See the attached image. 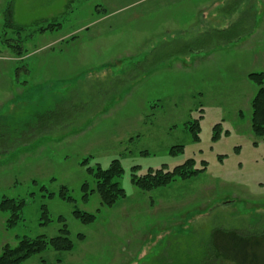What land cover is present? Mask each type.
Returning <instances> with one entry per match:
<instances>
[{
	"label": "rangeland",
	"instance_id": "1",
	"mask_svg": "<svg viewBox=\"0 0 264 264\" xmlns=\"http://www.w3.org/2000/svg\"><path fill=\"white\" fill-rule=\"evenodd\" d=\"M122 1L0 0V85L14 84L8 104L0 87V197L25 202L11 229L0 212V252L24 236L56 237L63 225L73 244L22 264L192 263L217 225L212 204L264 206V137L250 129L256 86L247 77L264 72V1L200 0L198 13L156 26L172 33L140 32L148 11L164 16L167 0L113 11ZM51 21L57 30H39ZM195 121L197 141L188 130ZM174 145L182 152L169 154ZM113 159L125 197L109 207L86 168ZM188 159L204 171L149 191L132 182ZM75 211L96 217L84 223Z\"/></svg>",
	"mask_w": 264,
	"mask_h": 264
},
{
	"label": "trees",
	"instance_id": "2",
	"mask_svg": "<svg viewBox=\"0 0 264 264\" xmlns=\"http://www.w3.org/2000/svg\"><path fill=\"white\" fill-rule=\"evenodd\" d=\"M7 12L13 9L11 5L7 7ZM11 12L5 17L12 18ZM8 27V23L5 24ZM59 23L55 21L48 22L41 27V32H52L59 28ZM5 27V26H4ZM5 30V29H4ZM70 38H74L71 36ZM6 41V40H4ZM20 48V46H16ZM18 56L21 55L17 51ZM248 79L256 86V93L250 101V129L255 137H264V72H252L247 75ZM50 115V114H49ZM189 133L192 140L197 141V131H199L198 123L195 121L189 125ZM182 145H174L168 149L169 154H177L182 152ZM82 165L86 163V159L80 162ZM194 162L188 159L183 164L174 166L172 169H165L161 166L158 169L147 170V173L140 177L134 176L133 184L142 191H149L157 187L166 186L176 180H187L197 176L203 172L205 167L201 169L193 168ZM95 180L96 191L99 193L104 204L113 206L117 200L125 197L124 190L119 187L117 181L123 174V168L119 159L110 161L107 168L102 169L98 164L95 168H86ZM135 166L131 171H135ZM44 190V186L40 187ZM65 190V189H63ZM59 196H65L64 191L59 192ZM24 199H15L0 197V212L5 213V225L8 229L13 228L21 218V209L24 206ZM45 213V206L42 205ZM74 215L84 223L92 222L96 215L75 211ZM68 230L65 225L59 230L56 237L47 239L42 235L34 238L24 236L17 241L14 246L8 244L1 248L0 264H22L29 256L39 253L46 248H52L54 251H68L72 249L73 244L68 238ZM82 237V236H81ZM201 257L193 260L192 263L185 264H215L218 261H229L233 264H264V232L261 234H240L233 230L214 229L206 242L201 252Z\"/></svg>",
	"mask_w": 264,
	"mask_h": 264
},
{
	"label": "crops",
	"instance_id": "3",
	"mask_svg": "<svg viewBox=\"0 0 264 264\" xmlns=\"http://www.w3.org/2000/svg\"><path fill=\"white\" fill-rule=\"evenodd\" d=\"M119 1H122V0H119ZM262 1H264V0H262ZM136 2H139V1L138 0L122 1V4L119 6H115L113 11H122L127 6H129L131 4H135ZM181 2H185V3L182 4ZM165 3H166L165 6H167V7L164 6L166 8V11L164 12V16L158 10L159 8H156V9H153V10L147 12V15H146L147 20L145 21V23H139L140 27L142 28L140 30V32H145V33L164 32L166 25H163L162 26L163 28L161 27L159 29H157L156 26L158 24H160V26H161L163 24V21H164V23L169 22L171 20H173V21L179 20V22H180L181 17L184 18V15L186 13L192 14L193 13L192 10H194L195 14H196V12L198 13L197 8L201 4L200 0H196V3L193 6L191 4L189 5L188 2L186 3V0H167ZM158 6L159 5H156V7H158ZM224 16L228 17V15H224ZM232 17H233V15H232ZM155 19H157V20H155ZM211 20H213L215 22L219 21V20H215L214 18H212ZM226 21H227V23L225 25H228V26L233 25L236 22L235 18L229 19V17L226 18ZM262 23L264 24V20L262 21ZM205 25L209 26V28L212 30L220 29L221 27H223V26H219L217 23H210V20L208 22H206ZM257 26L258 25H257V21H256L255 25L253 26L252 31L254 30V28H257ZM177 31L178 30L174 29V30H167L165 32L172 33V32H177ZM201 32H203V31H201ZM254 33H255V31L253 32V34ZM61 41H64V40H59L57 42L61 43ZM180 48H183V46H180ZM24 70L26 71L27 69H24ZM42 79L43 78L38 79V80L36 79V81H41ZM11 81L12 80L9 78V80L7 79V82L5 84L0 85V87L7 85V90L4 93L5 96L8 95V98L5 99L7 104L9 103V93H10L9 91L12 88V86L14 85ZM13 81H14V78H13ZM22 82L26 83L27 80H23ZM15 89L17 91H19L20 87L17 85ZM4 104H5V101L2 104V106H3L2 108H4ZM0 123H1V121H0ZM0 140H1L0 144L4 145L5 144L4 138H0ZM7 141H6V143H7ZM234 202L235 201H233V200H229V201L224 200L221 203H214L209 207L210 210H212V214H213L212 217H215L212 219H215L217 222V225H215L213 229L233 230V231L239 232L242 235L253 234V233L254 234L263 233L264 229H262V230H258V229H261L264 227V206L260 207V206H252V205L248 204L247 206L243 205L242 207H239V204H235ZM146 206H147V204H146ZM201 208L202 207H199L197 209H201ZM236 212L238 214H241L240 224L239 223L238 224L230 223V221H229V219H230L229 216L232 217L233 215L236 214ZM225 214H229V215L224 216ZM170 224H171L170 222H167V224H165L166 226L162 225V227L160 228L161 229L160 231L163 232L164 235L168 234L167 232H169ZM173 224H178V223L173 222ZM180 224H182V223H180ZM134 234L136 235V233H134ZM130 236H132V238L135 237L133 235V233H130ZM201 256L202 255L200 253L199 257H201ZM215 264H233V263L229 262V261H220V262L218 261Z\"/></svg>",
	"mask_w": 264,
	"mask_h": 264
}]
</instances>
